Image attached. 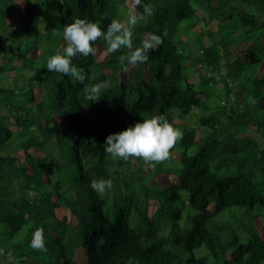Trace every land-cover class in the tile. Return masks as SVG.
<instances>
[{
    "label": "trees",
    "instance_id": "1",
    "mask_svg": "<svg viewBox=\"0 0 264 264\" xmlns=\"http://www.w3.org/2000/svg\"><path fill=\"white\" fill-rule=\"evenodd\" d=\"M126 1L0 0V264H264V0H142L137 11L154 12L133 29V48L148 33L163 40L140 64L149 81L116 85L128 50L109 53L103 38L94 55L72 58L83 84L47 70L66 24L82 18L106 31L126 23ZM239 26L260 32L244 63L229 56ZM250 63L260 69L254 88L240 81ZM9 68H19L20 88L1 75ZM204 68L224 77L219 105L201 91L216 78L194 82ZM103 81L111 86L87 98L85 87ZM246 96L262 105L258 117L237 105ZM193 109L208 113L190 129L179 119ZM153 115L183 133L172 168L104 151L108 135ZM93 179L112 187L98 194ZM37 229L47 252L30 247Z\"/></svg>",
    "mask_w": 264,
    "mask_h": 264
},
{
    "label": "clouds",
    "instance_id": "2",
    "mask_svg": "<svg viewBox=\"0 0 264 264\" xmlns=\"http://www.w3.org/2000/svg\"><path fill=\"white\" fill-rule=\"evenodd\" d=\"M142 0H132V6L127 13V21L113 19L107 26V30L101 28L96 23L86 19L77 18L68 23L63 29V40L65 46L61 52L49 57L47 70L57 72L83 84L85 73L83 69L77 68L72 63V58L81 55L84 57L94 55L96 49L93 44L103 38L107 43V51L115 53L121 49H127L126 56H122L121 63L124 70L128 66H136L147 62L148 53L155 51L163 43L159 35L148 33L145 35L140 46L133 48V29L142 21H147L154 12L148 5H143V12L137 9L141 6ZM127 65H124V61ZM111 86L110 81H103L91 87H85L87 98L97 101V96L103 89ZM183 133L164 115H153L143 119L132 126L127 127L118 133H112L106 137L104 151L111 155L113 159L119 158L128 161L130 158L142 159L146 165L154 166L170 159L171 151L177 142L182 140ZM91 188L98 194H103L107 189H111L110 179H93ZM30 247L40 252H47L44 241L43 229H37L33 233Z\"/></svg>",
    "mask_w": 264,
    "mask_h": 264
},
{
    "label": "rangeland",
    "instance_id": "3",
    "mask_svg": "<svg viewBox=\"0 0 264 264\" xmlns=\"http://www.w3.org/2000/svg\"><path fill=\"white\" fill-rule=\"evenodd\" d=\"M15 2H16L15 6L17 5V8H16L17 9V14L16 15L18 16L19 15L18 12L22 11V8L19 6L17 1H15ZM129 2H130V0L126 1L127 5H130ZM118 3L121 5V7H123L121 1L118 2ZM10 21H12L11 18H10ZM202 25H203V23L201 21L198 22L197 29L199 28V26H202ZM210 25L214 27V23L213 22ZM223 25L226 26L223 29V31L225 30L224 33L231 31V30L228 29V28H230L232 26L231 23L229 22V19H227V21H224ZM240 26H242V25H240ZM240 26H239V29L237 30V32H235V33L231 32L232 42L229 45V49L231 51V52H229V56L233 55V58H237L238 57L240 59V61H242V63H244V61H247V58H246V56L244 54V49L246 48L247 45L253 44L254 42H258L259 41L258 35H259L260 32L257 31L256 34L253 33V34L243 35L244 34V30H242L240 28ZM241 33H243V34L241 35ZM220 35H222V34H220ZM216 38H218V37L213 36V39L217 40ZM97 56L101 60V59H103L105 57V52L102 49H98ZM129 66H128V71H124V66L123 65L121 67V70L120 69H115V71H113V76H110V77H111L112 81L116 85H120V83L123 80H125L126 82L127 81L131 82L133 84L137 80H142V79L149 81L150 74L147 71V68L145 66H142L140 64H137L136 66H130V67ZM4 71L5 72L3 74H1V75H4V77L6 78V81L7 82H12L13 85L16 84L17 87L20 88V85H18L19 83H17V82H20L19 78L21 77V75H20L21 72H20L19 68H17L14 71H12L11 68L6 69ZM203 72H204V73H202L203 75L200 74V76H196L194 78V82L197 83L201 79H204V78L206 79V77L208 79H210L212 77L216 78V85L218 86V87L216 86V89L211 88V89L206 91V90L201 88V91L203 92L202 97H204V96L207 97L206 99L208 100V102H211V103H213L215 105H219L220 102H221V97H224V87L222 86V83H221V80L224 79V77L221 79V78H219L218 74L212 73L211 71H209V70H207L205 68L203 69ZM259 75H260V69L256 68L254 64L250 63V65L247 66L246 71L242 72L241 77H240V81L243 82V81L246 80V84H247L246 87H248V86H250V84L254 83V80ZM8 77H11V78H8ZM225 81H226V79H225ZM210 82L212 83V81H210ZM227 83L230 86H232V87H234L235 84H236V83L233 82L231 76L228 78ZM208 84L209 83H207V85ZM211 85H213V83L209 84V86H211ZM250 87L254 88V86H250ZM256 90H258L257 91L258 92L257 96H259V93H261L262 90H260L258 88H256ZM208 91H209V94H208ZM243 91L244 92L242 93V96L247 94L246 93V89L243 90ZM246 98H247V103H244L242 101H238L237 100L238 101L237 105H239L241 109H244V107L247 106V110H249L253 114V116H255V118L258 117L259 113H260V107H262V105L261 104L257 105L255 103V101H253L251 99L250 96H246ZM230 104L232 106H236L235 103H229V105ZM205 113H208V112H206L204 110L202 111L200 109H193L189 115H187L186 117H183V118H181L179 120L181 122H183L184 124H187V126L190 129H195V127L197 126L195 124V121H197L198 117H200V116H198V114L203 115ZM194 119H195V121H194ZM175 153H177V152H175ZM172 154L173 153H171V155ZM172 157H173L174 160H177L179 158V155L178 154H173ZM170 161H171L170 159L165 161L167 163L166 167H168V168H172L173 167V164H171L172 162H170ZM161 175L164 176V174H161ZM155 207H156L155 204L152 202L150 204V212L153 211ZM262 212L264 213V209L262 210ZM58 214L60 216H62V215L65 214V212L64 211H59ZM262 223L264 224V220H263ZM6 260H8V259L6 258Z\"/></svg>",
    "mask_w": 264,
    "mask_h": 264
}]
</instances>
